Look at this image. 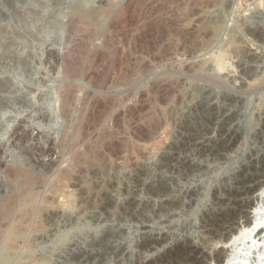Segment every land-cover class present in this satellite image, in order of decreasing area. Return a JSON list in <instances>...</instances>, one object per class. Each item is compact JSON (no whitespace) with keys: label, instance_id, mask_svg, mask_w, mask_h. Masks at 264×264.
I'll use <instances>...</instances> for the list:
<instances>
[{"label":"rangeland","instance_id":"374dc122","mask_svg":"<svg viewBox=\"0 0 264 264\" xmlns=\"http://www.w3.org/2000/svg\"><path fill=\"white\" fill-rule=\"evenodd\" d=\"M263 181L264 0H0V264H218Z\"/></svg>","mask_w":264,"mask_h":264},{"label":"bare ground","instance_id":"6f19581e","mask_svg":"<svg viewBox=\"0 0 264 264\" xmlns=\"http://www.w3.org/2000/svg\"><path fill=\"white\" fill-rule=\"evenodd\" d=\"M212 28V27H211ZM214 28V27H213ZM212 34V33H211ZM209 43V42H208ZM219 59H220V57H218ZM223 59V58H222ZM218 61L219 60H217V63H218ZM222 61H224V60H222ZM217 65V64H216ZM224 68H225V62H224ZM219 67L221 68V64L219 65ZM222 69V68H221ZM23 132V131H22ZM14 136V135H13ZM26 136V135H25ZM19 138V137H18ZM23 138H25V137H23ZM20 139H22L21 137H20ZM6 167V166H5ZM6 169V168H5ZM18 170V169H17ZM19 171V170H18ZM64 172H66V170H64ZM18 173V172H17ZM26 173V172H25ZM24 173V174H25ZM22 174V173H21ZM63 174H65V173H63ZM62 174V175H63ZM71 174H72V172H71ZM19 175H20V173H19ZM68 175V173H66V175L62 178V179H64L66 176ZM24 176V175H23ZM61 176V175H60ZM60 176H58V179H60L61 177ZM19 177H22L21 175L19 176ZM60 177V178H59ZM72 177V176H71ZM22 178H24V180H25V177H22ZM260 178V177H259ZM262 178H263V176H262ZM26 179H28V176H26ZM56 179V178H55ZM67 180H68V178H66ZM65 179V181H67ZM70 179V178H69ZM30 180V179H29ZM57 180V179H56ZM262 180V179H261ZM26 182V180L24 181V183ZM28 182V181H27ZM61 183H62V181H60ZM59 182V183H60ZM264 182V181H263ZM29 183V182H28ZM33 183V182H32ZM66 183V182H65ZM261 183V182H260ZM90 184V183H89ZM24 185V184H23ZM84 185H85V183H84ZM90 185H92V184H90ZM257 185V184H256ZM260 185V184H259ZM264 185V184H263ZM88 186V185H87ZM92 186H94V185H92ZM32 188H33V186H31ZM96 187V186H95ZM262 187V186H261ZM261 187L259 188L260 190H261ZM29 188V187H28ZM31 188V189H32ZM90 188V187H89ZM21 189V188H20ZM30 189V190H31ZM264 189V188H263ZM262 189V190H263ZM27 190H29V189H27ZM27 190H26V192H27ZM86 189H84V191H85ZM91 190V189H90ZM96 190V189H95ZM80 191V190H79ZM87 191V190H86ZM93 191V190H92ZM20 192V191H19ZM22 192H25V191H22ZM25 192V200L23 201V198L20 200V201H23L24 203H23V206H25V207H28L29 209H34L31 205H32V203L33 204H35V196L37 195H35V193H33L32 191H29V192H27L26 193ZM32 192V193H31ZM255 192V191H254ZM261 192V191H260ZM85 194L87 193V192H84ZM89 193V192H88ZM91 193V192H90ZM253 193V192H252ZM262 193H263V196H264V191H262ZM22 194V193H21ZM261 194V193H260ZM80 195H83V193H81ZM23 196V195H22ZM88 196V195H87ZM254 196V195H253ZM259 197H260V195H258ZM257 196V197H258ZM14 197V196H13ZM37 197V196H36ZM66 197V196H65ZM255 197V196H254ZM261 197H262V195H261ZM260 197V198H261ZM88 198V197H87ZM259 198V200H261ZM263 198V197H262ZM14 199V198H13ZM79 199H81L79 202H81V205L82 206H84V207H88L87 205H88V201H86V200H84V199H82V197L81 198H79ZM257 199V198H256ZM69 201V200H68ZM257 201V200H256ZM262 201H264V200H262ZM71 205L72 204H76V201H75V199H72L71 200ZM22 203V202H21ZM257 203H258V201H257ZM90 204V203H89ZM240 204V203H239ZM22 205V204H21ZM91 205V204H90ZM89 205V206H90ZM247 205V204H246ZM255 205H256V203H255ZM76 206H77V204H76ZM258 206H259V203H258ZM21 207V206H20ZM75 207V206H74ZM91 207V206H90ZM251 207V206H250ZM256 208L254 209V207H253V209H254V217H253V220H248V222L246 223L247 224V226L246 227H244V228H242L241 230L239 229V231L237 230L236 232H234L233 234H231V235H229L230 237L229 238H227V239H225V244L224 245H228V243L230 244H232V245H235V249H234V251L233 252H230L231 253V255L230 254H226V253H224V255L221 257V259H219V260H217L218 262V264H264V244H263V246H262V248H260L259 249V247H260V239L259 240H256V236H254V233L256 232V229L259 227V226H263L264 227V208L263 207H257V206H255ZM22 208V207H21ZM24 208V207H23ZM83 208V207H82ZM247 208V207H246ZM252 208V207H251ZM243 209V208H242ZM252 209V210H253ZM20 210H22V209H20ZM24 210V209H23ZM251 210V211H252ZM31 211L32 210H28V212H26V211H22V214L23 215H28L29 217L30 216H32L31 214H33V211H32V213H31ZM35 212V211H34ZM237 213V212H236ZM257 213V214H256ZM35 214V213H34ZM218 214V213H217ZM219 214H220V212H219ZM218 214V215H219ZM250 214V213H249ZM252 214V213H251ZM229 215V214H228ZM227 215V216H228ZM243 215V214H242ZM258 215H260V218H258ZM34 216V215H33ZM38 216V215H37ZM225 216V215H224ZM28 217V218H29ZM34 217H36V216H34ZM39 217V216H38ZM209 217V216H208ZM216 217V216H215ZM217 217H220V216H217ZM249 217V216H248ZM251 217V216H250ZM249 217V218H250ZM255 217H256V219H255ZM39 219V218H38ZM207 219V218H206ZM228 219V218H227ZM228 221V220H227ZM234 221V220H233ZM21 223V222H20ZM24 224V223H23ZM245 224V225H246ZM28 225V224H27ZM37 225H39V223H37ZM41 225V224H40ZM228 225V224H227ZM236 225V224H235ZM96 226V225H95ZM98 226V225H97ZM237 226V225H236ZM21 227H23V226H21ZM20 226H12L11 228H10V232H9V230H8V232H9V234H11V232H12V234L13 233H15V234H13V236L15 235L16 236V234H20L21 235V238L28 232L27 231V229L25 228H23V229H20L21 228ZM209 227V226H208ZM222 227V226H221ZM228 227V226H227ZM40 228H42V227H40ZM29 229V228H28ZM229 229V228H228ZM216 230H218V229H216ZM219 231V230H218ZM229 231H230V229H229ZM222 232V231H221ZM220 233V232H219ZM227 234V233H226ZM257 234V233H256ZM260 234V233H259ZM262 234V233H261ZM260 234V235H261ZM218 235V234H217ZM260 235H258V236H260ZM226 236V235H225ZM10 237V236H9ZM18 237H19V235H18ZM17 237V238H18ZM212 237V236H211ZM6 238V237H5ZM13 238H15V237H13ZM214 238V237H213ZM217 238H219V236L217 237ZM261 238V237H260ZM212 239V238H211ZM9 240V239H8ZM12 240V239H11ZM261 240H262V238H261ZM211 241V240H210ZM218 242H219V240H217ZM221 241V240H220ZM227 241V242H226ZM212 242V241H211ZM217 242V243H218ZM263 242H264V240H263ZM215 243H216V240H215ZM214 243V244H215ZM222 243H220V244H222ZM7 244V243H6ZM12 244V243H11ZM15 245H17V244H15ZM145 245V244H144ZM217 245H219V244H217ZM143 246V245H142ZM216 246V245H215ZM13 247H14V245H13ZM184 247V246H183ZM5 248V247H4ZM145 248V247H144ZM143 248V249H144ZM16 249V248H15ZM14 249V250H15ZM189 249H190V247H189ZM193 249V248H192ZM223 249V248H222ZM13 250V249H12ZM179 250V249H178ZM181 250H182V248H181ZM217 250V249H216ZM221 250V249H220ZM185 251V250H184ZM175 253V252H174ZM223 253V252H222ZM221 253V254H222ZM254 253H256L257 255V258L255 257H253V254ZM178 254V253H177ZM219 255H220V253H218ZM189 255V254H188ZM211 255V254H210ZM171 257V256H170ZM194 257V256H193ZM167 258V257H166ZM204 258H205V256H204ZM209 258V257H208ZM219 258V257H218ZM214 260V259H213ZM3 261V260H2ZM31 261V260H30ZM216 263V262H215Z\"/></svg>","mask_w":264,"mask_h":264},{"label":"water","instance_id":"95a60500","mask_svg":"<svg viewBox=\"0 0 264 264\" xmlns=\"http://www.w3.org/2000/svg\"><path fill=\"white\" fill-rule=\"evenodd\" d=\"M264 227L263 226H259L257 229H256V232L257 231H260L261 229H263Z\"/></svg>","mask_w":264,"mask_h":264}]
</instances>
